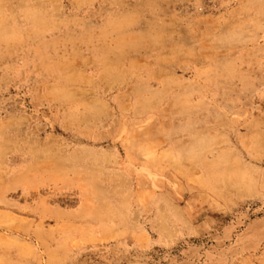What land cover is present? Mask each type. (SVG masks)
I'll return each mask as SVG.
<instances>
[{
  "label": "rangeland",
  "instance_id": "obj_1",
  "mask_svg": "<svg viewBox=\"0 0 264 264\" xmlns=\"http://www.w3.org/2000/svg\"><path fill=\"white\" fill-rule=\"evenodd\" d=\"M0 264H264V0H0Z\"/></svg>",
  "mask_w": 264,
  "mask_h": 264
}]
</instances>
